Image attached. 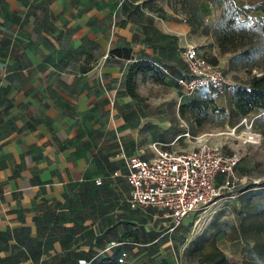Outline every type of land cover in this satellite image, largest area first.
I'll return each instance as SVG.
<instances>
[{
	"label": "crops",
	"instance_id": "crops-1",
	"mask_svg": "<svg viewBox=\"0 0 264 264\" xmlns=\"http://www.w3.org/2000/svg\"><path fill=\"white\" fill-rule=\"evenodd\" d=\"M201 12L221 15L208 1ZM192 28L165 0H0V264H81L124 251L130 264L183 260L161 212L130 206L126 160L193 148L179 136L188 130L234 151L225 133L181 114L190 95L174 79L138 72L136 96L127 81L140 60L186 74L183 48L200 42ZM217 44L199 46L213 63ZM216 102L228 117L218 125H237L228 95ZM242 163L253 184L261 170Z\"/></svg>",
	"mask_w": 264,
	"mask_h": 264
},
{
	"label": "built area",
	"instance_id": "built-area-1",
	"mask_svg": "<svg viewBox=\"0 0 264 264\" xmlns=\"http://www.w3.org/2000/svg\"><path fill=\"white\" fill-rule=\"evenodd\" d=\"M182 59L186 69L184 75H175L168 68L160 66L167 76L177 82L182 95L196 93L202 88L224 95L236 85L227 79L218 64L204 57L194 43L184 46ZM246 119L247 116H244L242 123ZM236 128L237 125L227 126L232 135L236 134ZM183 135L194 141L193 148H161L154 157L144 159L139 154H132L126 160L130 206L157 209L167 219L171 230L189 216L211 210L222 193L237 190L248 179L238 170L241 157L237 152L227 153L204 135H194L189 130L179 136ZM243 135L248 141H256L260 136L255 132H243ZM219 176H222L221 179ZM254 183L264 187V168ZM127 256V252H122L120 262L124 263ZM79 263L89 264L90 261L80 259Z\"/></svg>",
	"mask_w": 264,
	"mask_h": 264
},
{
	"label": "trees",
	"instance_id": "trees-1",
	"mask_svg": "<svg viewBox=\"0 0 264 264\" xmlns=\"http://www.w3.org/2000/svg\"><path fill=\"white\" fill-rule=\"evenodd\" d=\"M202 1H208L220 9L221 15L214 23L205 22L201 12ZM174 4L181 5V13L193 27V33L202 27L205 34H213L222 53L233 52L230 58L232 65L237 66L239 62L254 65L264 60V20L253 16L255 11L264 14V0H249L243 6L237 5L233 0H174ZM115 52L123 53L120 49ZM125 53L128 55L129 51ZM147 71L155 74L158 80H163L166 76L165 71L155 63L136 61L128 72L127 89L130 94L137 95L136 73ZM219 95L215 90L202 88L180 105V112L183 116L190 115L199 125L209 120L211 114L220 115L219 120L213 122L225 123L228 118L227 110L216 102ZM227 95L241 119L256 109L264 111V70L253 74L245 84L236 83ZM252 186L259 188L247 190L237 197L246 207L245 211L239 212L238 223L225 222L219 231H233L231 238L248 239L246 228H249L253 234V244L244 245L242 264H264V187L260 183H253ZM212 247L213 250L207 253V264H233L224 249L214 245ZM88 261L89 264H130L120 262L119 256L115 254L100 255Z\"/></svg>",
	"mask_w": 264,
	"mask_h": 264
},
{
	"label": "rangeland",
	"instance_id": "rangeland-1",
	"mask_svg": "<svg viewBox=\"0 0 264 264\" xmlns=\"http://www.w3.org/2000/svg\"><path fill=\"white\" fill-rule=\"evenodd\" d=\"M175 12L184 16L181 13V5L174 4V0H165ZM185 17V16H184ZM219 18L218 15H214L211 20H205L206 23H214ZM261 20V17H258ZM204 28H200L196 31L195 35L200 41L196 45L201 48H207L210 51L211 48L216 43L209 42L205 43L209 39L204 35ZM210 35V34H209ZM217 44V43H216ZM233 52H221L220 60L217 63L226 73V77L229 81L235 84H245L253 74L260 73L264 70V60L258 61L256 64L251 65L247 62H239L237 66H234L230 62V58ZM166 93H162L165 95ZM195 93L190 94L189 97L193 96ZM223 95V94H221ZM173 104L170 103L168 108L173 109ZM172 107V108H171ZM190 117V115H188ZM219 114H211L209 120L204 122L202 126L203 131H222L224 135L228 136L230 142H226L223 146L227 149L235 151L241 157L240 162L242 165H251L252 173L259 169V172L264 168V112L260 109H256L252 113L247 115V119L242 123V119L239 120L237 128L235 130V135L229 134L227 125H218V123L213 122L214 120H219ZM217 124V125H216ZM230 126V125H228ZM236 126V125H235ZM232 127V126H231ZM243 132H255L259 133L260 136L256 141H248ZM217 133V132H216ZM215 135V134H214ZM213 135V136H214ZM211 140V139H210ZM157 142H163L158 140ZM216 143V142H215ZM218 145V144H216ZM163 146L165 143L163 142ZM220 146V145H219ZM166 147V146H165ZM251 179H247L246 182L242 183L237 190H229L222 193L218 203L211 210L203 211L200 215L189 216L184 222L175 228L173 231H178V236L173 237V245L175 246V251L183 256L181 264H207L208 256L207 253L213 250L212 245L218 246L224 249L233 264H242L244 257V245L249 243L253 244L251 238L253 234L249 228H246L248 239L241 238L235 239L231 238L233 231H219L225 222H235L238 223L239 212L245 211V203L237 198L241 193L246 192L250 189H255L251 187L259 188L258 186H252L253 184L247 185ZM229 195V196H226ZM199 218V219H198ZM164 231L168 228L163 229ZM264 234V231H262Z\"/></svg>",
	"mask_w": 264,
	"mask_h": 264
}]
</instances>
